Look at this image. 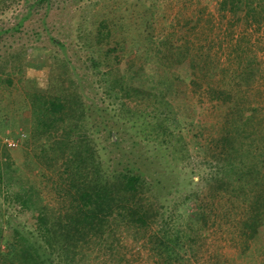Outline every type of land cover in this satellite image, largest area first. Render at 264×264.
I'll list each match as a JSON object with an SVG mask.
<instances>
[{
  "label": "rangeland",
  "instance_id": "obj_1",
  "mask_svg": "<svg viewBox=\"0 0 264 264\" xmlns=\"http://www.w3.org/2000/svg\"><path fill=\"white\" fill-rule=\"evenodd\" d=\"M221 1L7 0L6 5L0 7V251H8V243L14 237L13 228L19 230L18 235L41 243L34 216H29L27 210L13 200L16 192H24L35 185L41 194V206L55 209L59 204L52 183L42 175V172L49 176L52 173L47 166L44 170L40 167L33 147L25 144L32 118L26 94L53 88L74 90L83 103L90 106L86 127L93 133L97 155L104 166L113 169L131 159L138 169L160 183L156 187L163 204L162 214L143 235L138 233L136 236L133 226L126 228L122 224L113 237L109 235L110 222L104 228L103 238L95 239V244L90 242L83 248L84 257L77 264H264L263 236L259 235L246 247H241L242 237L231 224L233 218L228 220L219 216L215 222L211 220L203 227H196V223L192 227L185 215L197 209L194 200L188 201L190 206L179 208L187 193L203 186L202 178L218 172L226 176L223 162L218 166L210 153L201 154L197 147L199 141L208 143L207 139L211 137L220 138L223 128L230 123L225 115L226 106L212 101L207 95V80L211 78H204L199 64L194 66L195 70L186 65L174 70L176 76L184 80L191 97L190 104L195 108L189 118L183 119L189 148L184 160L168 162L157 158L155 140L144 141L141 137L144 133L134 127L137 122H142L143 114L142 120H131L134 111L125 112L127 106L122 105L127 98L117 96L111 87L117 79L129 83L131 76L141 71L143 76H149L150 85L172 91L174 75L170 68L173 62L166 68L159 54L165 51V41L173 39L169 34L172 31L178 33L182 27L187 30L176 35L175 43L186 39L194 51L201 50V53H206L207 47L211 46L210 58L216 57L223 66L228 63V54L236 56L234 43L238 42L246 50L242 54L244 64L253 59L261 68L252 91H247L246 95L252 101L247 103L248 106L261 108L262 130L258 135L263 137L264 18L255 20L250 16L246 21H235L229 5L222 8ZM256 5L264 8V0L256 1ZM102 17H106L108 29L114 35L112 39L120 42L122 52L119 59L109 62L101 59L100 66L93 67L86 55L89 53L90 57L89 51L99 47L94 38ZM187 21L188 25L185 24ZM232 21L234 24H230ZM90 43H94L93 46H89ZM57 56L67 59V65H56ZM206 66L209 69L208 62ZM194 71L195 81L202 90L200 86L192 87ZM56 82L60 84L55 85ZM212 82L217 84L218 81ZM223 87L231 89L227 83ZM127 104L147 109V112L154 107L153 102L148 101ZM182 106V101L176 102L175 109ZM165 108L153 109L152 114L147 115L148 119L155 120ZM146 161L149 164L144 163ZM221 201L218 206L226 204L225 200ZM214 202L217 204L219 198ZM155 233L158 238L150 240ZM165 235L172 238L171 245L175 247L174 254L168 259L166 253L160 255L156 249L157 240ZM50 264L67 262L59 263L56 258Z\"/></svg>",
  "mask_w": 264,
  "mask_h": 264
},
{
  "label": "trees",
  "instance_id": "obj_2",
  "mask_svg": "<svg viewBox=\"0 0 264 264\" xmlns=\"http://www.w3.org/2000/svg\"><path fill=\"white\" fill-rule=\"evenodd\" d=\"M6 1L0 0V7L6 5ZM256 1L222 0L220 7L227 8L229 5L235 21H246L250 16L258 20L264 18V8H259ZM185 24L188 25L189 21ZM182 29L187 30L184 27ZM183 30L179 29V32L183 33ZM179 32L172 31L169 35L173 39L165 41V51L162 50L160 54L157 52L160 59L165 61L166 68L173 62L170 68L174 75L172 91L150 85L149 76H143L141 71L131 76L129 83L124 84L117 79L114 84L111 83V87L117 96L120 94L127 98L122 105L127 106L125 112L134 111L131 120H142L140 116L143 114L142 122H137L134 127L144 133L141 136L144 141L155 140V156L173 162L184 160L189 154L183 119L185 116L189 118L195 109L190 104L191 97L186 91L184 80L176 76L174 70L180 65L194 67L199 64L204 78H211L207 80L205 91L212 101L226 106L225 115L230 123L223 128L220 138L211 137L207 139L208 143L199 141L197 147L201 154L210 153L218 166L223 162L226 176L218 172L202 178L203 186L187 193L179 208L194 200L197 209L185 215L192 227L194 223L196 227H203L211 220L215 222L219 216L228 220L233 218L231 224L236 226L235 231L242 237L241 247H246L257 236L264 238V136L258 135L262 130V119H259L261 108L257 105L248 106L247 103L252 101L246 95L247 91H252L261 68L253 59H249L247 65L244 64L242 54L246 50L238 42L234 43L235 58L228 54V63L223 66L216 57L210 58L211 46L207 47L206 53H201V50L194 51L183 36L175 43ZM112 37L114 35L108 29V21L102 17L94 38L99 47L89 51L90 57L89 53L86 55L93 67H99L101 59L109 62L120 58V42ZM90 44L93 46L94 43ZM57 60L56 65H67L64 57L57 56ZM203 61L209 63V69ZM192 75L193 89L200 86L202 90L195 81L196 71ZM217 76H221L220 79ZM214 80L219 84L213 83ZM226 83L231 89L223 87ZM26 95L30 100L32 118L25 144L33 147L40 167L44 170V166H47V170L52 173V176L46 172H42V175L52 183L59 204L55 209L41 206V194L35 185L24 192L15 193L13 200L16 204L25 208L29 216H34L41 243L18 235L19 230L13 228L14 237L8 243V251H0V264H50L56 258L59 263L65 261L67 264H77L84 257L83 248L90 242L95 244V239L103 238L104 228L110 222L113 226H110L109 235L113 237L122 224L126 228L133 226L136 236L147 232L162 214L163 204L159 188L156 187L160 183L138 169L131 159L113 169L104 166L97 155L95 138L91 136L93 133L86 127L90 106L83 103L76 91L50 88L44 92L32 90ZM131 101L136 104L153 102V109L165 106L168 110L165 108L166 112L162 111L158 118L149 120L147 115L152 114L153 109L147 112V109L127 104ZM181 101L182 108L175 109L176 102ZM247 110L251 112L247 113ZM147 161L144 163L149 164ZM158 181L161 182V178ZM216 198H219L217 204L214 202ZM222 199L226 204L218 206ZM154 238H158V233L151 235L150 240ZM171 241L172 238L165 235L156 242L158 253H166V259L174 254L175 247Z\"/></svg>",
  "mask_w": 264,
  "mask_h": 264
}]
</instances>
